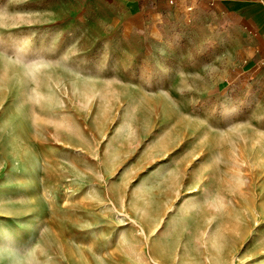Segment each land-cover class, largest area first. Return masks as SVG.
<instances>
[{
    "label": "rangeland",
    "instance_id": "rangeland-1",
    "mask_svg": "<svg viewBox=\"0 0 264 264\" xmlns=\"http://www.w3.org/2000/svg\"><path fill=\"white\" fill-rule=\"evenodd\" d=\"M120 15L0 0V264H264V107Z\"/></svg>",
    "mask_w": 264,
    "mask_h": 264
},
{
    "label": "crops",
    "instance_id": "crops-1",
    "mask_svg": "<svg viewBox=\"0 0 264 264\" xmlns=\"http://www.w3.org/2000/svg\"><path fill=\"white\" fill-rule=\"evenodd\" d=\"M110 1L125 38H140L153 63L203 82L196 94L234 91L264 107V0Z\"/></svg>",
    "mask_w": 264,
    "mask_h": 264
}]
</instances>
